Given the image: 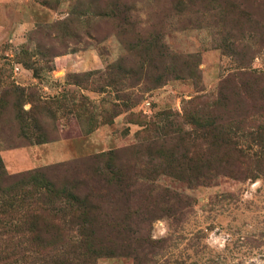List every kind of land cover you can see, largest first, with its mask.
<instances>
[{
    "label": "rangeland",
    "instance_id": "rangeland-1",
    "mask_svg": "<svg viewBox=\"0 0 264 264\" xmlns=\"http://www.w3.org/2000/svg\"><path fill=\"white\" fill-rule=\"evenodd\" d=\"M0 264H264V0H0Z\"/></svg>",
    "mask_w": 264,
    "mask_h": 264
},
{
    "label": "crops",
    "instance_id": "crops-1",
    "mask_svg": "<svg viewBox=\"0 0 264 264\" xmlns=\"http://www.w3.org/2000/svg\"><path fill=\"white\" fill-rule=\"evenodd\" d=\"M77 139V138H75ZM75 139H70L68 141H74ZM48 145V144H45ZM33 149V147H31ZM31 149H20V150H12L4 153L3 157L5 159L6 165L11 172L19 171L23 168H30L34 166V160L30 157ZM67 157L61 158L60 160H65ZM58 161V160H57ZM47 164V163H45Z\"/></svg>",
    "mask_w": 264,
    "mask_h": 264
},
{
    "label": "trees",
    "instance_id": "trees-1",
    "mask_svg": "<svg viewBox=\"0 0 264 264\" xmlns=\"http://www.w3.org/2000/svg\"><path fill=\"white\" fill-rule=\"evenodd\" d=\"M79 117H80V115H78ZM88 120H89V122L91 121H94L93 120V116L92 115H90L89 116V118H88ZM95 123V122H94ZM93 123V125H91V126H88L87 124V126H85V128H83V126H80V130H82V131H76L77 132V134L75 135V136H72V137H69L68 139H75V138H79V137H85V136H87V135H89V134H91L92 132H94V130H95V128H96V125ZM79 132V133H78ZM67 139V138H66ZM46 141H43L42 143H45ZM108 154L110 155V156H112V155H115V154H117L115 151H110V152H108ZM79 161V160H78ZM76 162H77V160H76ZM49 167V166H48ZM41 169H34V170H29V171H27V173H30V174H33V173H38L39 171H40ZM81 207V210L82 211H85V212H87V206H85V205H83V206H80ZM84 217L85 216H83L82 218L84 219ZM77 227H78V231L80 232V233H82V231H83V229L85 228V223H80V225H77ZM54 231H55V233H56V235L57 236H59V235H62V228L60 227V225H58V223H55L54 224ZM81 242L82 243H85V241L82 239L81 240ZM102 255H103V253H102ZM106 255H109V254H106Z\"/></svg>",
    "mask_w": 264,
    "mask_h": 264
}]
</instances>
